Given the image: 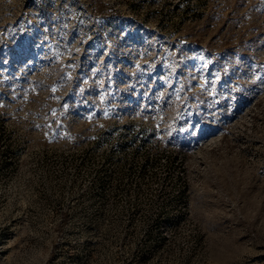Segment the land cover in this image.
<instances>
[{
  "label": "rangeland",
  "instance_id": "1",
  "mask_svg": "<svg viewBox=\"0 0 264 264\" xmlns=\"http://www.w3.org/2000/svg\"><path fill=\"white\" fill-rule=\"evenodd\" d=\"M0 264H264V0H0Z\"/></svg>",
  "mask_w": 264,
  "mask_h": 264
},
{
  "label": "snow or ice",
  "instance_id": "2",
  "mask_svg": "<svg viewBox=\"0 0 264 264\" xmlns=\"http://www.w3.org/2000/svg\"><path fill=\"white\" fill-rule=\"evenodd\" d=\"M53 91H55V88L53 89ZM53 115H55V113H53ZM105 115H107V114L105 113Z\"/></svg>",
  "mask_w": 264,
  "mask_h": 264
}]
</instances>
